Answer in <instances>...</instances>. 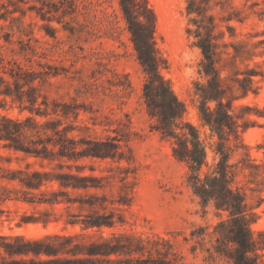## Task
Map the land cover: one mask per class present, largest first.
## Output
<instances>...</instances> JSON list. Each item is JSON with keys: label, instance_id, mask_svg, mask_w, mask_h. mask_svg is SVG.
Wrapping results in <instances>:
<instances>
[{"label": "rangeland", "instance_id": "374dc122", "mask_svg": "<svg viewBox=\"0 0 264 264\" xmlns=\"http://www.w3.org/2000/svg\"><path fill=\"white\" fill-rule=\"evenodd\" d=\"M139 1L155 18L161 76L186 105L185 121L204 138L208 130L200 125L193 94V82L202 81L197 72L201 54L192 45L193 33L188 34L195 26L186 15L185 0ZM213 2L209 13L215 17V33H223L218 43L237 46L240 53L250 51L251 56L235 63L257 73L256 94L234 102L251 109L254 123L228 144L237 146L232 162L249 159L259 167L254 183L247 184L252 178L237 174L240 185L256 188L245 192L249 204H258L251 224L257 238L264 231V117L258 116L264 114V0ZM228 52L233 53L231 46ZM0 77L12 91L15 81L19 83L23 93L20 102L0 95V117L19 122L31 118L38 126L15 136L31 153L10 149V141L0 140V235L35 239L49 234H126L165 242L180 264H232L214 252L213 237H191L199 227L211 233L219 218L212 207L203 209L186 186L185 164L173 157L170 141L146 111L144 73L118 0H0ZM30 87L37 98L33 107L27 99ZM65 136L76 142V152L94 143L113 144V157L58 158L50 142ZM44 147L53 150L50 156L56 159L34 157L35 152H45ZM27 171L48 176L39 188H27L18 181ZM64 174L94 178L87 181L92 187L63 188L58 176ZM91 215L109 216L114 226L83 231L80 225L66 224ZM258 254V264H264V250Z\"/></svg>", "mask_w": 264, "mask_h": 264}, {"label": "trees", "instance_id": "16d2710c", "mask_svg": "<svg viewBox=\"0 0 264 264\" xmlns=\"http://www.w3.org/2000/svg\"><path fill=\"white\" fill-rule=\"evenodd\" d=\"M118 6L135 57L144 73L142 99L146 111L156 120V130L170 141L173 157L185 164L186 186L203 209L212 207L219 218L211 233L207 231L208 227H199L191 233V237L201 241L206 236L213 237L217 242L213 246L214 252L226 256L232 264H258V251L264 250V231L258 232L257 238L254 237L251 224L257 217L253 210L258 204L254 206L248 203L245 189L251 192L256 190L247 184L254 183L259 167L251 165L249 159L232 162V154L237 146L234 144L233 149L228 145L231 138L238 141L240 132L254 123L249 117V107L234 105L235 101L247 97L249 93L256 94L253 84L257 73L249 69L241 70L235 63L243 55L251 56L250 51L240 53L237 46L218 43L223 33H215V17L209 13L214 8L213 0H185L186 15L192 16L190 22L195 26V30H188V34L193 33L195 41L192 45L201 54L197 72L202 81L193 82V94L198 101L195 108L200 125L208 130L203 138L196 126L185 121L186 105L175 96L161 76V59L155 47L153 13L139 0H118ZM228 46L233 48V53L228 52ZM2 85H5L3 89ZM17 86L19 83L15 81V91H12L9 82L0 77V95L9 96L12 100L15 96L20 102L23 93ZM34 89L30 87L27 93L31 107L37 99ZM258 116L264 117V114L258 113ZM24 122L31 123L33 127H25ZM24 122L0 117V140L10 141L6 147L25 151L15 136L21 135L23 131H33L38 126L31 118ZM50 144L57 148L58 158L77 161L113 157L114 146L109 143H94L80 152L75 151L76 142L66 136ZM44 148L46 153L35 152L34 157L53 160L55 157L50 154L55 152ZM238 172L252 179L247 180L244 186L240 185ZM24 174L26 178H18V181L27 188H39L48 176L35 171ZM58 177L61 187L74 190H87L92 187L87 181L94 179L74 174ZM4 179L15 181L16 178ZM45 180L48 181V178ZM66 224L80 225L83 231H100L103 227H113L114 221L109 216L91 215L80 220H69ZM160 246H163V250ZM0 264L180 263L171 247L161 240H144L126 234H112L103 238L100 235L76 233L49 234L35 239L20 235H0Z\"/></svg>", "mask_w": 264, "mask_h": 264}]
</instances>
